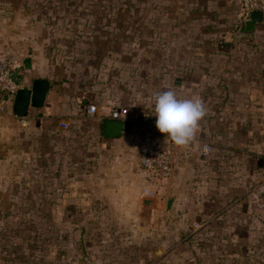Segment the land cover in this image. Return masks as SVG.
<instances>
[{
  "label": "crops",
  "instance_id": "1",
  "mask_svg": "<svg viewBox=\"0 0 264 264\" xmlns=\"http://www.w3.org/2000/svg\"><path fill=\"white\" fill-rule=\"evenodd\" d=\"M141 3L148 11L154 7L157 20L173 22L176 35L204 40L191 42L187 51L178 49L189 54L185 61L161 62L170 70L154 80L156 92L171 89L179 97L202 98L207 113L199 121L196 140L176 145L168 180L151 181L138 154L146 146L172 142L166 135L132 124L120 137H104L102 123L111 117V102L84 89L73 95L25 59L20 70L29 80L26 88L35 78H48L52 86L44 107L31 108L25 117L13 109L0 114V225H11L6 213H20L18 220L21 213H43L46 225L59 230L43 264H147L151 253L153 264L175 259L211 264V239L204 233L216 225L225 233L219 238L224 249L218 264H264V20L236 42V32L248 22L239 23L241 0ZM196 48L207 55L197 60ZM93 104L96 114L87 115ZM68 130L74 131L77 150L89 156L90 170L74 168L68 176L59 153L63 159L57 174L43 173L42 185L39 179L35 186L36 134ZM204 144L210 146L207 156L202 154ZM51 180L57 189H51ZM67 229L76 231L67 235ZM150 229L158 230L153 239H148ZM196 231L203 236L181 243L184 232L188 236ZM22 238L16 237L17 248L29 245ZM179 244L187 246L186 252L163 255L165 246Z\"/></svg>",
  "mask_w": 264,
  "mask_h": 264
},
{
  "label": "rangeland",
  "instance_id": "2",
  "mask_svg": "<svg viewBox=\"0 0 264 264\" xmlns=\"http://www.w3.org/2000/svg\"><path fill=\"white\" fill-rule=\"evenodd\" d=\"M148 9L140 0H0V60L12 62L21 71L25 68V59H29L40 67V73L50 74L54 83L63 88L68 86L73 95L79 89L92 91L99 100L111 102L113 111L127 109L130 118L143 116L145 111L154 108L155 78L170 70L161 62L185 61L189 54L180 49L184 52L192 48L191 42L204 43V40L176 35L171 29L173 22L157 20L154 7ZM196 49V59L207 55L200 51L203 48ZM43 66L45 71L41 69ZM72 132L36 134V161L31 172L35 186L39 179L42 185L46 173L57 174L63 159L59 153L66 161L68 176L74 168L81 171L82 167V173L90 170L89 156L84 150H77ZM53 188L57 189L58 184L51 180ZM5 215L11 225H0V264H17L18 257V264H43L45 250L53 245L58 227L46 225L43 213H21L19 220L20 213ZM17 221L25 226L11 228L12 222ZM74 231L67 229V235ZM148 231V239H153L158 232ZM197 233L186 236L184 232L181 243L192 235L203 236L202 232ZM204 235L211 239V264H218L219 253L224 249L219 238L225 233L216 225ZM18 236L28 241L27 248L16 247ZM186 249L181 244L165 246L163 255L186 252ZM151 254L147 264L155 262ZM169 264L186 262L178 263L175 259Z\"/></svg>",
  "mask_w": 264,
  "mask_h": 264
},
{
  "label": "built area",
  "instance_id": "3",
  "mask_svg": "<svg viewBox=\"0 0 264 264\" xmlns=\"http://www.w3.org/2000/svg\"><path fill=\"white\" fill-rule=\"evenodd\" d=\"M241 17L239 23H244L251 19V13L260 10L264 14V0H241ZM29 80L12 62L5 59L0 60V114L12 113L15 97L18 91L26 88ZM89 114L97 112V106L91 105L88 108ZM154 108H150L142 115H136L130 118L127 109L112 111L111 117L114 119L129 122L131 124H139L148 127L154 134L167 135L159 132L156 127V116L153 114ZM207 147L208 151L203 150ZM210 146L204 144L202 154H209ZM177 157L176 145L173 142L160 145H149L141 148L138 154V160L146 171L151 181L160 183L168 180L174 172V164ZM153 194V191H150Z\"/></svg>",
  "mask_w": 264,
  "mask_h": 264
},
{
  "label": "clouds",
  "instance_id": "4",
  "mask_svg": "<svg viewBox=\"0 0 264 264\" xmlns=\"http://www.w3.org/2000/svg\"><path fill=\"white\" fill-rule=\"evenodd\" d=\"M156 127L167 134L177 146H188L196 140L199 121L206 115L207 109L199 95L179 97L171 89L153 94ZM208 151L207 147L203 150Z\"/></svg>",
  "mask_w": 264,
  "mask_h": 264
},
{
  "label": "water",
  "instance_id": "5",
  "mask_svg": "<svg viewBox=\"0 0 264 264\" xmlns=\"http://www.w3.org/2000/svg\"><path fill=\"white\" fill-rule=\"evenodd\" d=\"M264 20V14L260 10L251 13V19L247 22L245 30H239L235 34L236 42L241 38L250 35L256 25ZM51 81L48 78H35L29 88H22L18 91L14 105V114L19 117H25L29 114L31 108H42L45 105L48 93L51 90ZM102 134L104 137L117 138L123 132L132 129V124L112 117L106 118L102 123Z\"/></svg>",
  "mask_w": 264,
  "mask_h": 264
},
{
  "label": "trees",
  "instance_id": "6",
  "mask_svg": "<svg viewBox=\"0 0 264 264\" xmlns=\"http://www.w3.org/2000/svg\"><path fill=\"white\" fill-rule=\"evenodd\" d=\"M243 27H244V25H243Z\"/></svg>",
  "mask_w": 264,
  "mask_h": 264
}]
</instances>
